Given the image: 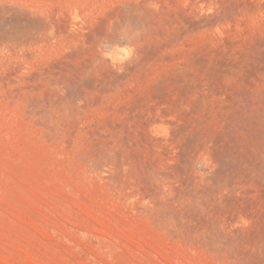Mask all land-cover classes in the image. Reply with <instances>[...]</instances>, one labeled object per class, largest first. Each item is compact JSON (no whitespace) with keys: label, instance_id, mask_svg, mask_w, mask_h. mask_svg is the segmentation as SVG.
Segmentation results:
<instances>
[{"label":"rangeland","instance_id":"obj_1","mask_svg":"<svg viewBox=\"0 0 264 264\" xmlns=\"http://www.w3.org/2000/svg\"><path fill=\"white\" fill-rule=\"evenodd\" d=\"M0 264H264V0H0Z\"/></svg>","mask_w":264,"mask_h":264},{"label":"bare ground","instance_id":"obj_2","mask_svg":"<svg viewBox=\"0 0 264 264\" xmlns=\"http://www.w3.org/2000/svg\"><path fill=\"white\" fill-rule=\"evenodd\" d=\"M138 12V11H137ZM136 12V13H137ZM133 13V12H132ZM141 16H139V15H130V14H126V16H125V18H124V20L128 23V24H130L131 25V27H133L135 30H138V32L140 31L139 29H140V27L141 26H143V25H145V24H142V22H141V18H140ZM143 28H144V26H143ZM114 33V32H113ZM78 93V92H77ZM75 100V99H74ZM64 104H65V102H64ZM67 104V103H66ZM68 107V106H67ZM65 109H67V108H65ZM69 109V108H68ZM97 157V156H96ZM99 157V156H98ZM95 164H96V166L97 167H101L102 165H101V163H100V161L99 160H94L93 161ZM93 163V164H94Z\"/></svg>","mask_w":264,"mask_h":264}]
</instances>
